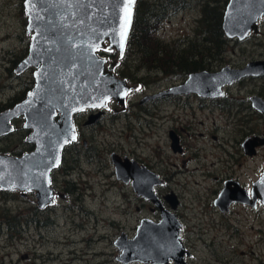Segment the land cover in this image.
<instances>
[{
	"label": "rangeland",
	"instance_id": "1",
	"mask_svg": "<svg viewBox=\"0 0 264 264\" xmlns=\"http://www.w3.org/2000/svg\"><path fill=\"white\" fill-rule=\"evenodd\" d=\"M24 1L0 0V114L10 108L9 105L13 107L23 101L35 85L34 68L16 73L17 66L27 56L31 38L26 34ZM228 1L181 0L179 2L180 6L183 5L181 12L177 14H172L171 10L161 12L159 30L153 35L162 43L159 47L167 52L174 48L175 42L211 41L213 26L207 20L206 23L203 22L210 30L205 35L203 12L206 11L207 14L217 9L222 12L223 17ZM151 25L157 27L154 18ZM260 32V35H252L241 45H228L227 49L229 48L235 55L226 56L225 61L239 62L258 58L256 56L262 54L263 50L255 43L264 42V23H261ZM182 46L180 44L177 48L180 49ZM143 57L144 54L138 53L132 62L133 66L139 69V78L144 79L148 85L147 89L164 87L165 80L159 62L146 59V62H151L146 66L142 63ZM152 81L154 86L150 84ZM260 82L263 81L257 83ZM249 87L251 86H248L247 90L251 89ZM142 96L141 93L132 96L130 100L133 101V105ZM147 107L148 105L135 108L130 102L129 119L121 118L114 122L104 120L89 129H83V118L79 120L81 139L87 141V147L84 148L80 142L76 147L66 149L61 167L52 172V188L55 193L63 192L66 188H73L74 193H70L66 199L57 196L53 207L38 209L34 204L33 193L23 197L16 191L0 190V264H121L116 259L120 254L114 245L120 232L118 226L129 233V230L135 227V220L132 219L143 216L144 213L136 214L135 204L138 202L130 185L116 179L110 158L112 152L134 154L155 166L156 155L153 154V147L157 146L160 158L154 168L155 171L167 179L172 178L173 183L181 184V186L170 184L161 192L172 190L175 186L180 187L175 193L182 198V211L184 216L190 219L189 229L197 224L199 218L206 219L200 221L201 224L213 222L215 225L219 224L217 219L221 218L216 210L215 216H204L200 212V207L210 203L212 197L196 192L204 186L203 178L199 173L191 172V169L200 168L199 165L194 161L189 162L186 165L189 173L185 172L181 165L182 158L175 157L168 151L164 132H159L160 142L155 138L150 139L151 131L147 129L145 119L140 117L139 122L134 117L139 110ZM250 118V128L263 132L264 118L251 114ZM11 125L14 132L0 141V152L6 154L11 152L16 155L30 152L33 146L25 141L30 131L24 128V119L22 117L13 119ZM218 136L222 137L223 132L219 131ZM149 146H152V149ZM210 152L214 153L212 150ZM210 157L203 161L207 167L215 163ZM248 165L251 179L254 180L263 167V161L259 157L251 160ZM223 166L224 164L218 161L213 168L210 166L208 169H218L217 172H220ZM69 169L70 173L66 174ZM4 221L8 225H4ZM225 221L229 227L228 231L226 227L215 228L217 231L214 228L208 230V226L206 228L210 241L214 239L216 258L225 264H264L263 209L253 212L234 208L233 214L225 217ZM203 239L205 241V238ZM200 256L209 264H217L204 246Z\"/></svg>",
	"mask_w": 264,
	"mask_h": 264
},
{
	"label": "flooded vegetation",
	"instance_id": "2",
	"mask_svg": "<svg viewBox=\"0 0 264 264\" xmlns=\"http://www.w3.org/2000/svg\"><path fill=\"white\" fill-rule=\"evenodd\" d=\"M147 1L150 2L149 5L153 15L154 12L160 14L161 12L166 13L170 10L172 14H177L183 9V5H179L181 0H163V3L162 0ZM164 2L166 5H164ZM138 3L139 1L136 0L135 8L136 6L138 7ZM141 7L142 5L140 2L139 8ZM261 23H264V15L257 23V33L254 34L251 32L249 36L242 41L224 36L225 41L223 42H175L173 49L167 52L162 50V54L166 55V58L162 59V62H164L162 66L168 67L163 70L160 69L162 70L165 80L164 87L152 89H147L146 86L148 85L145 84L144 79L138 76L139 69L136 68L135 65L133 66L132 62H134L135 56L141 53V51L136 47L132 50L131 46L128 48V37L122 58L118 60V64L114 68V73L118 78L126 81L128 85L138 88L127 94L124 108L115 101L110 100L106 103V107L102 109H85L75 114L74 124L77 132V140L67 146L65 150L76 147L80 142L84 148L87 147V141L81 139V132L78 128L80 119L83 118V122L85 123L88 121V118L99 115L94 124L89 126H85L84 123L82 124L83 129H89L96 127L97 124H101L104 120H111L114 122L121 118L129 119L131 115L129 113L130 102L132 107L134 106L135 108H143L145 105H148L147 109L139 110L138 113L134 114V117L138 119L139 122L141 120L140 117L145 119V125L147 129L151 131L150 139L153 140L155 138L160 142L159 132H164L163 135H165L168 151L175 157L182 158L181 165L185 172L189 173L186 169V165L189 162L194 161L199 165L200 168L194 167L191 169V172L196 174L199 173L203 178L202 182L204 186H201V190L198 189L196 192H202L212 197L210 203H206L203 207H200V212L204 216H215L214 210H216V213L219 214L218 216L221 218V220L217 219V222L219 221L217 225H215L214 222L206 225L201 224L200 221L206 219L199 218L200 220L196 221L197 224L189 229L188 225L190 219L185 217L182 211V198L179 194L175 193V191H177L176 189L180 188L177 186H181V184L173 183L172 178L167 179L163 174L157 173L154 169L155 166L158 165V159L160 158V150L157 146L153 147V154L156 155V160H154L156 162L155 166L151 164L152 162L149 163L141 157L134 156V154L126 155L112 152L111 156L113 154L116 155L123 164L126 160L130 163H135L139 168L147 170L159 180L158 185L153 187L155 199H145L139 196L134 191L132 180L130 183L126 184L130 185L134 192L136 202L142 205L140 206L138 203L135 204L136 214H144L143 216L132 219L135 220V227H132L129 233H126V229H122L118 226L120 232L116 240L123 235L126 236L128 240H134L141 223L146 220L157 227L163 222L168 224L165 228L153 227L150 230V239L146 242L147 246L143 245L148 248L150 256L157 255L154 253L157 252L159 260H149L147 263L135 261L129 264H209L200 256L203 246L206 248L207 252H210L217 264H225L222 260L216 258L214 254V239L210 241L208 236L209 232L206 230L207 226L209 228L208 230L214 228V230L217 231L215 228L224 229L226 227L228 231L229 227L226 225L225 217H229L233 214L234 208L247 209L248 211L252 210L253 212H258L261 209L264 211V206L260 200H257L255 204L252 205V190L254 185L264 176V146L254 147L252 140L254 138L264 139V131L257 132L250 128V114L264 118V114L260 113L254 107V102L256 100L264 103V42L259 41L255 43L258 48L263 50L262 54L256 56L258 58H252L250 61H225V58L229 57L230 54L235 55L234 52L229 51V48L227 49V46L230 44L241 45L250 39L252 35H260ZM160 44L162 43L159 42L158 45ZM180 44L183 46L178 49L177 47H179ZM187 45H189L188 48ZM129 53L131 57L133 56V59L129 57ZM99 54L106 59L107 64L115 61L117 58V53L115 51L100 52ZM152 60L156 59L153 58ZM142 61L144 65V60ZM188 63H190V66ZM249 65L251 74L234 80L230 84H225L221 90L217 92L219 95H215L213 92H211V95H204L201 93L202 89L198 91L191 85H188L182 92L179 90L186 85L192 75L205 74L207 76H213L223 70L236 72L247 68ZM259 81L263 82L257 83ZM200 83L201 81L199 80L194 87H199ZM150 84L154 86L153 81L150 82ZM248 86H251L249 87V89L251 88L250 90H247ZM140 93L141 95L143 94L142 98L133 105V101L130 100L131 97L134 95L138 96ZM144 99L148 100L144 101ZM9 107L10 108L4 112L13 108L11 105H9ZM86 117L87 120L85 121ZM165 124L167 125L165 126ZM140 127L142 128L143 126L140 125ZM219 131L223 132L222 137L218 136ZM9 135L0 137V141ZM149 147L152 149V146ZM210 150L214 153H211ZM75 153L78 152L75 151ZM0 154L13 157L21 156V154L16 155L11 152L10 154L0 152ZM208 156H211L210 158L214 159L215 161L213 162L215 163H211L207 167L206 164H203V161H207ZM259 157L263 161V167L257 174V177L252 180L249 173L250 165H248V163ZM218 161L224 164L220 172H217L218 169H208L210 166L213 168ZM62 163L63 154L58 168L61 167ZM234 165H236V167H234ZM175 167L181 169V167H177L176 165ZM69 173L70 169L66 174ZM123 184L125 183L123 182ZM170 184L177 186L172 190L168 189L165 192H161L162 189H167ZM146 188H148V186ZM70 193H74L73 188H66L63 192L55 193L54 205L57 196L61 199H66ZM19 194L21 196V193ZM245 196L250 200L247 204L241 202L242 199H245ZM165 213L173 217L168 216L163 218L162 214ZM26 223H28V221H26ZM4 225L8 224L4 221ZM161 230L164 232L163 236L167 237V242L162 240V235L160 234ZM155 232L159 237L158 243L154 241L153 236ZM203 238H205V241Z\"/></svg>",
	"mask_w": 264,
	"mask_h": 264
},
{
	"label": "water",
	"instance_id": "3",
	"mask_svg": "<svg viewBox=\"0 0 264 264\" xmlns=\"http://www.w3.org/2000/svg\"><path fill=\"white\" fill-rule=\"evenodd\" d=\"M135 3L136 0L134 3L129 0L24 1L26 34L31 38L27 56L17 66L16 73L34 68L35 86L22 102L0 114V137L11 134L10 122L22 116L24 128L30 131L25 141L33 145V150L16 157L0 154V190L17 191L25 197L33 193L38 209L52 206L55 196L52 172L60 165L64 149L77 140L75 114L85 109H102L110 100L124 108L127 94L138 87L118 78L114 68L126 47ZM263 15L264 0H229L222 20L224 35L245 40L251 32L257 33V23ZM113 51L117 58L107 64L99 53ZM249 74L250 65L240 71L223 70L213 76L196 74L179 90L182 92L191 85L198 91L202 89L204 95L211 92L217 95L225 84ZM199 80V87H194ZM254 107L264 114L263 102L256 100ZM98 116L88 118L85 126L94 124ZM252 141L254 147L264 146L262 138ZM111 162L118 181L128 184L132 180L139 196L155 199L153 187L159 182L155 175L127 160L123 164L114 154ZM252 196V205L260 200L264 206V176L254 185ZM241 202L247 204L250 200L245 196ZM168 216L173 217L162 214L163 218ZM167 225L163 222L158 227ZM153 227L158 228L146 220L134 240L124 235L118 238L117 260L123 264L159 260L157 252L150 256L148 248L143 246H147ZM160 234L167 242L162 230ZM153 237L158 243L156 232Z\"/></svg>",
	"mask_w": 264,
	"mask_h": 264
},
{
	"label": "trees",
	"instance_id": "4",
	"mask_svg": "<svg viewBox=\"0 0 264 264\" xmlns=\"http://www.w3.org/2000/svg\"><path fill=\"white\" fill-rule=\"evenodd\" d=\"M138 7L136 6L134 10V18L132 29L130 32L129 40H128V48L131 46V50L136 47L138 48L142 54H144L143 60L144 65H150L151 62H146V59L152 60L156 59V62H159L158 65L161 66V69L168 68L166 66H162L164 62L161 59H165L166 55L162 54V49L159 47V42L153 35L155 32L159 30V23L161 22L162 17L159 16V13L152 14V10L150 9V5L147 0H138ZM142 7L139 8V5ZM154 18L157 27H152L151 21ZM212 24L213 30L212 35L210 37L211 41L223 42L225 41L223 31L221 29V20H222V12L219 10H211L206 14V11L203 12V22ZM155 26V25H153ZM203 27L206 29L205 35L210 32L209 29L203 23ZM138 44V45H137ZM157 46V47H156ZM164 53V52H163ZM179 63V62H178ZM190 66V63H188ZM180 66V65H179ZM187 66V67H189Z\"/></svg>",
	"mask_w": 264,
	"mask_h": 264
},
{
	"label": "snow or ice",
	"instance_id": "5",
	"mask_svg": "<svg viewBox=\"0 0 264 264\" xmlns=\"http://www.w3.org/2000/svg\"><path fill=\"white\" fill-rule=\"evenodd\" d=\"M130 3H134L135 0H129ZM73 139H75V137H73Z\"/></svg>",
	"mask_w": 264,
	"mask_h": 264
},
{
	"label": "bare ground",
	"instance_id": "6",
	"mask_svg": "<svg viewBox=\"0 0 264 264\" xmlns=\"http://www.w3.org/2000/svg\"><path fill=\"white\" fill-rule=\"evenodd\" d=\"M56 259H58V258H56ZM50 260V259H49Z\"/></svg>",
	"mask_w": 264,
	"mask_h": 264
}]
</instances>
